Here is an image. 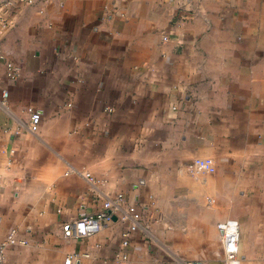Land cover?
Masks as SVG:
<instances>
[{"label": "crops", "instance_id": "crops-1", "mask_svg": "<svg viewBox=\"0 0 264 264\" xmlns=\"http://www.w3.org/2000/svg\"><path fill=\"white\" fill-rule=\"evenodd\" d=\"M4 1L0 238L28 240L7 264H229V218L240 264H264V0ZM107 198L112 221L66 237Z\"/></svg>", "mask_w": 264, "mask_h": 264}, {"label": "built area", "instance_id": "built-area-1", "mask_svg": "<svg viewBox=\"0 0 264 264\" xmlns=\"http://www.w3.org/2000/svg\"><path fill=\"white\" fill-rule=\"evenodd\" d=\"M34 0H7L4 1L6 5H16L22 3H32ZM168 39V35L164 36ZM20 71L17 65L11 61L6 62V78L10 81H18L20 79ZM10 90L7 86L0 85V104H4L9 98ZM31 129L37 131L42 120V113L36 110H32L31 113ZM86 178L92 185L91 189L96 188L97 184L106 183V179L94 176L91 172L85 173ZM121 208L119 198H107L104 203V209L97 211L93 214H85L76 220L69 221L65 224L66 237L81 238L91 236L98 233L105 225L106 222H110L113 219L114 213ZM125 220H131L130 223L123 228L121 237V245L123 247L128 246L134 234L140 230V222L132 218L128 213L125 215ZM220 231L222 232L224 243L226 261L229 264H240V240H241V225L238 219L229 218L218 224ZM28 240L20 235L18 228H12L6 238H0V264H7V252L10 246L17 244H27ZM83 255L80 252H73L67 255L64 264H81V257ZM118 260H124L127 258L126 254L119 253L116 255Z\"/></svg>", "mask_w": 264, "mask_h": 264}]
</instances>
